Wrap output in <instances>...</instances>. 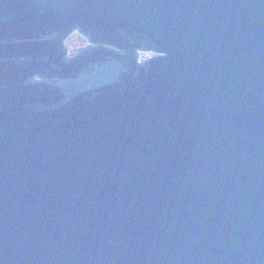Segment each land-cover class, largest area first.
Here are the masks:
<instances>
[{
	"label": "water",
	"instance_id": "obj_1",
	"mask_svg": "<svg viewBox=\"0 0 264 264\" xmlns=\"http://www.w3.org/2000/svg\"><path fill=\"white\" fill-rule=\"evenodd\" d=\"M0 264H264V0H0Z\"/></svg>",
	"mask_w": 264,
	"mask_h": 264
},
{
	"label": "trees",
	"instance_id": "obj_2",
	"mask_svg": "<svg viewBox=\"0 0 264 264\" xmlns=\"http://www.w3.org/2000/svg\"><path fill=\"white\" fill-rule=\"evenodd\" d=\"M75 36V35H74ZM71 37V40L69 39L68 41V45L69 47L72 49V51H77L79 49V47L83 46L84 45V42L83 44L81 45H78V41L77 40H80L81 38L79 37V35L76 34L75 37ZM82 40V39H81ZM77 41V42H76ZM83 41V40H82ZM80 43H82L81 41H79Z\"/></svg>",
	"mask_w": 264,
	"mask_h": 264
},
{
	"label": "rangeland",
	"instance_id": "obj_3",
	"mask_svg": "<svg viewBox=\"0 0 264 264\" xmlns=\"http://www.w3.org/2000/svg\"><path fill=\"white\" fill-rule=\"evenodd\" d=\"M76 36V35H75ZM74 36V37H75ZM78 41V45H81V44H83V41L80 39V40H77ZM76 41V42H77ZM79 41H81L82 43H80ZM152 54H142V60H144L145 58H149L150 56H151Z\"/></svg>",
	"mask_w": 264,
	"mask_h": 264
},
{
	"label": "flooded vegetation",
	"instance_id": "obj_4",
	"mask_svg": "<svg viewBox=\"0 0 264 264\" xmlns=\"http://www.w3.org/2000/svg\"><path fill=\"white\" fill-rule=\"evenodd\" d=\"M70 40H71V38H70ZM67 44H68V42H67ZM69 46V45H68ZM83 46H85V44L83 45ZM83 46H81V47H83ZM70 48V47H69ZM80 48V47H79ZM70 51L73 53V52H75V51H72V49L70 48ZM155 55H151L149 58H145L144 60H142V57L143 56H141V61H145V60H147V59H150V58H152V57H154Z\"/></svg>",
	"mask_w": 264,
	"mask_h": 264
}]
</instances>
